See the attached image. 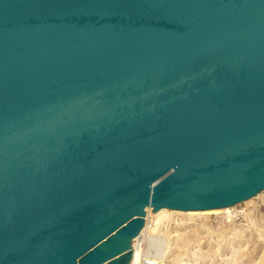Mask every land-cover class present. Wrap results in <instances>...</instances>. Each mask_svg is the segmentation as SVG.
<instances>
[{
  "label": "water",
  "instance_id": "obj_1",
  "mask_svg": "<svg viewBox=\"0 0 264 264\" xmlns=\"http://www.w3.org/2000/svg\"><path fill=\"white\" fill-rule=\"evenodd\" d=\"M264 190V0H0V264H129L145 209Z\"/></svg>",
  "mask_w": 264,
  "mask_h": 264
},
{
  "label": "bare ground",
  "instance_id": "obj_2",
  "mask_svg": "<svg viewBox=\"0 0 264 264\" xmlns=\"http://www.w3.org/2000/svg\"><path fill=\"white\" fill-rule=\"evenodd\" d=\"M259 202L264 204V190L247 200L225 208L191 212L160 209L152 214L150 213L152 209L146 208L144 226L130 243L132 256L129 264H143L144 261H149L147 264H151L150 262L152 264H213L211 260L199 262L202 258L209 257L211 252L221 256L230 251V259H227L226 264H236L244 254L246 246L238 247V250L234 251L239 242L244 240L242 239L244 236L242 229L234 226L233 220L238 216L249 218L251 211L247 212V210L254 208ZM210 217L217 219L215 229L201 223ZM174 219L176 226L168 229ZM212 242L216 243L215 251L210 249ZM201 243L205 244L203 248ZM258 243L263 249L254 264H263L264 235L258 236ZM206 248L208 249L204 250ZM202 255L204 257H201Z\"/></svg>",
  "mask_w": 264,
  "mask_h": 264
},
{
  "label": "rangeland",
  "instance_id": "obj_3",
  "mask_svg": "<svg viewBox=\"0 0 264 264\" xmlns=\"http://www.w3.org/2000/svg\"><path fill=\"white\" fill-rule=\"evenodd\" d=\"M247 212L251 213L249 215V218L245 219L241 216H238L237 218H235L233 220L234 221L233 223L235 224L234 226L239 228V229H242L241 231H242L243 236H244L242 238L244 240L241 241L242 243L239 242V244L234 248V251L236 249L238 250V247L242 246L245 248V246H246V248H245L246 250H245L244 254H242V256L239 258V260H237L236 264H254V262H257V260L259 259V256L261 254L260 252L263 249L262 247L259 246L258 236L259 235L261 236V234L264 235V230H263L264 229V204L259 202L256 204V206L254 208L253 207L249 208L247 210ZM216 221H217V219H215L214 217H210L209 219L205 220V222L201 221V223H205L208 226L215 229ZM249 221H251V222H249ZM175 222H176L175 219L173 221H171L168 229H173L176 226ZM252 222H254V223H252ZM250 223H252V226ZM214 239H216L215 236H214ZM202 244L203 243H201V247L203 248L205 244H203V245ZM216 248H217L216 243L212 242L210 245L211 251H213V250L215 251ZM207 249L208 248H206L204 250H207ZM229 253H223L221 256H218L219 255L218 253L211 252V255L209 257H206L204 259L202 258L199 263H202V261L211 260V261H213V264H226L227 259H230ZM201 257H204V255H202ZM148 262L149 261H144L143 264L144 263L147 264ZM150 263L152 264V262H150ZM263 264H264V262H263Z\"/></svg>",
  "mask_w": 264,
  "mask_h": 264
}]
</instances>
